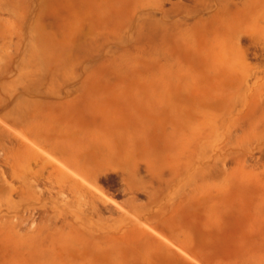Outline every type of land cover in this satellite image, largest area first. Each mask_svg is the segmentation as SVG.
I'll return each mask as SVG.
<instances>
[{
	"label": "rangeland",
	"instance_id": "1",
	"mask_svg": "<svg viewBox=\"0 0 264 264\" xmlns=\"http://www.w3.org/2000/svg\"><path fill=\"white\" fill-rule=\"evenodd\" d=\"M177 1L90 0L80 9L70 6L72 11L57 0L34 6L0 1V98L12 101L0 109V118L19 104L26 121L58 145L90 157L114 151L122 161L128 156L139 161V174L155 195L149 207L159 211V219L174 222L168 234L197 237L208 256L216 250L225 261L264 264V153L261 159L256 154L257 182L237 189L231 174L226 205L202 195L208 182H227L226 170L234 163L228 157L218 160L212 177L196 182L189 167L208 143H220L224 119L234 145L264 139V123L248 124L254 115L264 118V100L252 108L257 85L251 69L264 60L259 44L264 43V0L222 1L233 11H220L213 19L218 0ZM199 17L206 19L203 24H195ZM22 21L36 26L38 41L49 46L46 55L36 47L15 50L16 42L29 38ZM233 28L240 31L238 42ZM233 70L251 75L237 81L229 77ZM256 75L262 83L264 74ZM195 135L204 136L203 145ZM148 160L153 178L143 167ZM119 169L103 168L96 181L125 205ZM4 170L10 182L0 190V264H128L137 255L141 246L124 227L115 240L106 236L111 232L80 224L59 227L57 216L56 226L46 227L50 214L37 206L38 192L30 190L24 199L22 178L9 177L7 164L0 166V175ZM136 196L148 203L146 193ZM139 220L148 223L144 216ZM136 222L129 227H138Z\"/></svg>",
	"mask_w": 264,
	"mask_h": 264
},
{
	"label": "bare ground",
	"instance_id": "2",
	"mask_svg": "<svg viewBox=\"0 0 264 264\" xmlns=\"http://www.w3.org/2000/svg\"><path fill=\"white\" fill-rule=\"evenodd\" d=\"M0 1L5 3V5L7 4V6H13L15 4H18L19 2H23L25 3V5L30 6L33 3H36L41 0ZM45 1H48L46 3L53 1L56 2V0ZM60 1L61 2L57 0L58 4L61 3L62 5H67L69 7H67V9L69 10L70 6L72 7V5H76L80 9L90 0ZM203 1L204 0L200 2ZM218 1L219 2L217 5H219V7L218 9L215 8L217 10L211 14L212 19L216 18L217 13L220 11H229L230 13H232L233 10L230 9L228 3H222V1H228L236 5V2H234V0ZM246 2L247 1H245V3ZM41 4H43V1ZM38 5H40V3ZM202 6H204L205 8L210 7L209 4ZM73 9L74 8H72V10ZM195 11V16H197L198 11ZM236 11H238V9H236ZM236 11L233 12L232 19L233 17L236 18L237 16V14L235 13ZM57 14L59 13L57 12ZM55 19L58 20L60 18L55 17ZM205 20L206 19L199 17L195 21V24H203ZM212 21L214 22V20ZM23 23L24 22L22 21L21 28H28L27 36L29 38L25 43H23L22 40L16 42L15 50L19 52L21 50L26 51L28 48L36 47L40 49L43 55H46L49 46H47L45 42H43V45L38 41V31L36 26L31 24L27 26L25 23L23 25ZM233 34V37L236 38L238 42L240 31L233 28ZM0 37H2L1 31ZM259 44L261 49V55L264 57V43ZM244 52L245 51L243 50V53ZM245 55L246 54H243L242 56L244 61L246 58ZM253 55L255 54L253 53ZM262 62H264V60L261 62H257L251 68L253 69L252 74H255L256 78L254 82L257 85L255 93V96H257V98H255L254 96L255 99L254 102H252L253 111H255V108L260 107L262 101L264 100V80L262 83L258 84V81L259 79H261L262 76L256 75L257 72H261L264 74V65ZM230 68L232 69V67ZM245 73H248V71ZM245 73H241L239 75L233 70L232 72H230L229 77L238 81V79H245L247 76L251 75V73ZM11 102L12 101L10 100L0 98V109L2 107L7 108V106ZM246 105H250V102ZM249 119V125H260L264 123L263 113L259 114L258 116L254 115ZM225 121L226 120L224 119V121H221L219 124V127L222 129V137L220 143H208L207 145L209 148L203 150L202 156H198L193 159L189 166L193 169L192 172L194 173V175L192 174L191 176V180H194L196 182V178L197 181L210 179L212 177L210 174L212 166L216 165L218 160L226 161L228 157V159L234 163V166L230 170H226L227 176L229 177L226 178L227 182H221L219 185L208 182L205 189V193L202 195V198H205L207 201L211 200L212 202H220L224 203V205L228 203L229 199L228 183L231 174L235 175V181H233L232 185L237 189L243 187L248 182H257L260 178L255 173V170H257L259 166V158L261 159V155L264 153V139L257 143L245 145L241 144L240 146L234 145L231 141V132L229 131L230 127L229 129L225 127ZM190 137L192 138L191 135ZM203 137L195 135L193 139H195V142L197 141L198 145L199 142H201V144L203 145L204 142L201 139ZM191 138H189V140ZM257 153L259 154L258 156H260L259 158L256 155ZM145 154H147V152ZM145 154L143 153V155ZM129 158L130 157L128 156L124 161H122L120 160V156L118 155V153L114 151H111L107 154H103L101 156L90 157L87 153L84 154L78 148H68L63 145H58L51 140L50 136L46 132L40 131L37 127L26 121V119L23 117V112L19 104L7 110L0 118V166L7 164V168H9L10 173L9 177L15 174L16 176L19 175V178H22L24 187H22L23 189L21 193L24 199H26V193L30 190L38 192H36V204H38L37 206L42 208V210L44 211H49L50 214L49 216H47V220L45 222L46 227L56 226V224H54L56 221L53 220V217L57 216L60 220L59 223H61L60 225L57 224L59 227H66L69 226L71 223L80 224L81 227H92L90 229L92 232H95V230L100 233L111 232V234L106 236L112 238L113 240H115L116 238H120L117 234L122 231L120 230V228L124 227L125 232H127L129 236H135V239L139 242L141 246L137 252V255L128 260V264H238L235 262L225 261L216 250L210 251V256L206 255L203 252V249H200L203 246L202 242H200L197 237L195 238L188 236L180 239L177 236H172L168 234L166 231L170 230V225H172L174 222H170V218L159 219V211H154L149 207L153 202H155L154 192L150 193L147 191L149 187L145 186L146 179H144V177L139 174V161ZM144 164L145 166L143 165V167L145 168L147 174H149V178H153V175L151 174L152 170L150 160L145 161ZM118 167L120 168L119 170L121 172L125 184L124 190L127 192L125 205H121L117 201H115L114 198H112L98 186V183L96 181L97 173L103 168L117 169ZM4 173L5 170L4 172H2V175H0V186H2L0 190L5 189L4 183L6 184L10 182L8 181V178ZM42 184H45L46 186L44 185L43 187H39ZM14 187L12 185L11 188L13 189ZM13 190H11L10 192H12ZM15 191L16 190H14V192ZM137 192L146 193L148 196V203L140 201L136 196ZM31 209H33L32 212L36 211L34 207ZM143 216L145 217L146 221H148V223L139 220V218ZM21 218H24L22 214ZM133 222H136V225L138 227H129L133 224ZM153 225L161 226L163 228H160L161 230L159 231L156 229V227L153 228ZM111 227L115 228L112 229ZM249 228L250 231H254L261 227ZM245 264H250V262H246ZM252 264H256V262L253 261Z\"/></svg>",
	"mask_w": 264,
	"mask_h": 264
}]
</instances>
